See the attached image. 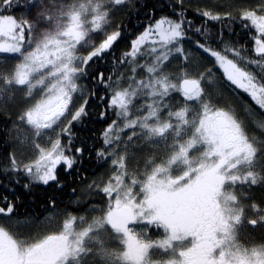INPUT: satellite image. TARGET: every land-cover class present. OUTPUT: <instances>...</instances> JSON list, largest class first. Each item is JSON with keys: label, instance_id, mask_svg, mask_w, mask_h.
<instances>
[{"label": "snow or ice", "instance_id": "1", "mask_svg": "<svg viewBox=\"0 0 264 264\" xmlns=\"http://www.w3.org/2000/svg\"><path fill=\"white\" fill-rule=\"evenodd\" d=\"M130 3L0 0L4 11L25 9L19 19L0 13V54L15 58L11 72L0 74V101L24 92L26 106L14 127L29 126L33 135L32 157L25 162L10 154L0 172L23 173L26 191L54 182L62 188L58 169L71 174L83 163L72 125L88 115L89 99L100 104L99 118L111 121L93 151L112 169L106 182L88 184L105 199L90 204L89 215L66 213L58 228L33 235L0 223V264H264V244L249 248L237 240L245 211L238 186L264 185V139L247 126L251 120L264 132V122L255 119L264 114V2L240 12L254 57L246 45L225 41L223 29L234 32L231 22L211 31L208 22L229 20L230 12L198 8L205 18L198 24L186 15L185 0H175L176 18H150L117 57L113 46L122 34L111 13ZM109 56V74L94 71ZM118 64L127 66V75L116 72ZM88 79L91 88L83 83ZM220 79L259 112L248 101L241 103L244 116L221 106ZM202 83L217 87L215 99ZM137 153L145 154L142 173L128 168ZM0 202V216L13 218V202L7 196ZM251 208L264 221V208ZM247 222L255 226L257 219Z\"/></svg>", "mask_w": 264, "mask_h": 264}, {"label": "trees", "instance_id": "2", "mask_svg": "<svg viewBox=\"0 0 264 264\" xmlns=\"http://www.w3.org/2000/svg\"><path fill=\"white\" fill-rule=\"evenodd\" d=\"M26 2V0H22ZM264 0H185L184 8L186 15L192 18L195 22L202 23L205 18L198 15L197 9L204 8L214 12H230L229 20L209 21L208 25L213 33L220 31L225 24L232 23L234 32L230 35L227 29L224 30V39L227 43L238 46L241 44V37L243 42L248 38L247 31L241 27L240 12L242 9H259V5ZM179 7L175 0H134L127 4L119 15V29L121 31V38L113 46L114 51L124 52L129 50L130 41L135 38L140 31L143 30L149 19H158L161 16H169L176 18V9ZM25 12L23 8L13 7L6 11L0 9L2 14H10L19 19ZM150 14L151 15L150 17ZM254 33V30H252ZM185 43V47H189ZM214 47L219 48L216 44ZM249 56L253 53L248 52ZM107 55V54H106ZM118 57V56H117ZM111 58V57H109ZM208 61H204L205 64ZM126 72H127V67ZM253 71L259 69L253 67ZM94 71H102L105 76L108 71L103 62L97 63L94 66ZM85 84L89 88L93 86V81L88 79ZM102 89L97 86V95ZM246 96L243 94V97ZM254 108L256 106L254 105ZM88 115L82 118L79 123H73L72 132L74 133V146L84 148L83 163L74 165L72 173L63 171V166L58 169V180L63 185L62 188L57 187L55 182L48 185H32L30 190H25L23 185L28 182V178L23 173L8 172L4 174L0 172V198L7 196L15 205L12 217L0 216V223L12 227L19 232H26L30 230L31 234H35V227H41V223L51 214H58L65 216L66 213L72 214H86V210L90 204L98 203L103 205L105 199L103 194L98 191H93L88 188V184L92 181L96 183L106 182L112 172L110 166L104 167L97 161L94 148L102 147L101 133L106 126L111 122L109 119L101 120L99 113L101 111L100 104L94 100L89 99V104L86 108ZM259 112V110L257 111ZM14 120L11 110L0 106V168L9 164L10 154H15V147L11 141L10 129ZM62 143H65L67 137H62ZM75 148H73V153ZM79 169V172L76 171ZM83 175L85 179L79 177ZM15 178L20 180V183L15 182ZM75 189V191H73ZM18 198V199H17ZM55 203L54 208L51 202ZM255 203L257 207L264 208V185L253 187L248 193V201L246 206L249 207L248 218L257 219V224L253 227H247L242 238L250 245L264 244V221L258 219V213L252 211L251 204ZM0 206H3L0 202ZM259 220V221H258ZM19 221V222H18ZM152 235L153 233H149Z\"/></svg>", "mask_w": 264, "mask_h": 264}, {"label": "rangeland", "instance_id": "3", "mask_svg": "<svg viewBox=\"0 0 264 264\" xmlns=\"http://www.w3.org/2000/svg\"><path fill=\"white\" fill-rule=\"evenodd\" d=\"M132 1H134V0H131V2ZM125 7H126V5L117 6L113 10V12L111 13L112 27L113 28H115L119 24V18H118V17H120L119 14L121 12H123V9ZM28 14H29V18H31V16L33 15V10L29 9ZM14 62H15L14 57L8 56V54H0V74H7V73L11 72V70L14 67ZM176 67H177V65H173V68H176ZM83 83H85V81H83ZM218 84H220L219 91L221 90V92L223 93V96L220 99L221 103L230 104L234 107L240 105V104L234 103L235 101H238V100L233 96V93L230 91H226V89L223 88L222 79H220L218 81ZM202 86L205 88L206 93H213V95H214L217 91V87L215 85L202 83ZM37 95H38V93L34 94V98ZM241 97L243 98V94H241ZM252 105H254V104H252ZM0 106L10 109L11 113L13 114L14 120L16 122H14L11 126L10 137H11V141L15 147V156L18 160H24L25 162H27V160L32 157V148H31V141L33 139L32 132H31L29 126H25L23 128L14 127V125L20 124V122L18 121L17 118L20 115L22 109L26 106V100H25L24 92L23 91H16L10 101H7V100L6 101H0ZM255 119L257 120L256 117H255ZM257 122L261 123L262 121L257 120ZM249 128L251 129L252 132H254L256 134L258 139H264V132H261L257 127L253 126L251 122H249ZM25 137H27V140L22 143L21 141H23ZM152 152H160V151H159V149H152ZM143 157L145 158V154H143ZM144 158H140L139 160L144 161L146 159V158L145 159ZM145 163H146V160H145L143 166L136 165L133 168H132L133 164L130 163L128 165V168L130 170H137L139 173H142L144 171V168H145ZM243 206H244V209H245V212L247 215L249 212V208H248L249 206L248 205L246 206V203H244ZM252 211H253V209H252ZM247 217H248V215H247ZM64 218H65V216H63V215L51 214L46 219L43 220V222L40 224L41 227H39V228L35 227L34 232L37 233L38 231H41V230L58 228V226L62 223ZM245 221L246 222L248 221V219L246 217L243 218V222H245ZM10 228H12V227L10 226ZM15 231H17V230H15ZM17 232H19V231H17ZM19 233H21V232H19ZM21 234L22 235H30L31 232L29 229H27L26 232H24V233L22 232ZM241 236H242V233H240V230L238 229L237 240L241 245H243L245 247H249V248L253 247V246H259V245H250V243L245 242ZM260 245H262V244H260Z\"/></svg>", "mask_w": 264, "mask_h": 264}, {"label": "flooded vegetation", "instance_id": "4", "mask_svg": "<svg viewBox=\"0 0 264 264\" xmlns=\"http://www.w3.org/2000/svg\"><path fill=\"white\" fill-rule=\"evenodd\" d=\"M241 44L242 45H246V47H247V50H248V52H250V53H253L252 52V47H253V41L248 37V38H246L245 40H244V42H243V37H241ZM115 52V51H114ZM121 54V52H118V51H116L115 52V55L116 56H119ZM254 54V53H253ZM110 57V56H109ZM118 63V62H117ZM207 63H209V61L207 62ZM103 64L106 66V69H107V71H108V74H109V71H110V69L112 68V60H111V58H108L106 61H104L103 62ZM174 65H177V67L179 66V63L177 62L176 64H174ZM210 66V65H209ZM125 67H127L126 65H119L118 64V66H117V68H116V72L117 73H120V72H124L125 73V75H127V72H126V68ZM173 71H175V68H173L172 69ZM192 75H195V73H191ZM113 78H115V76L113 77ZM219 86H220V84H219ZM226 91H230V90H228V89H226ZM220 92H221V90H220ZM231 92V91H230ZM178 99H182L181 97H179V94L178 93H176V94H174ZM234 96V95H233ZM213 97H214V99L216 98L215 97V94L213 95ZM235 97V96H234ZM242 101H248V103L250 104V105H252V104H254L252 101H251V99L246 95V96H244L243 98H242V100H238V101H235L234 103H237V104H240V105H238V106H235L236 108H235V110H236V112H237V114H238V116H244V112L242 111V109H241V103H242ZM218 103L221 105V106H228V105H230V104H224V103H221V101L219 100L218 101ZM179 105H177V107H178ZM254 107V105H252V108ZM257 111V110H256ZM256 118H257V120H260V121H262V122H264V114H260V115H258V116H256ZM247 119V118H246ZM110 120V119H109ZM249 122H251V120H248V123H247V126H248V128H249ZM249 130H250V132H252L251 131V129L249 128ZM152 151V150H151ZM159 151H162L161 149H159ZM140 158H144L143 157V153H137V155L136 156H130V158H129V160H128V165L131 163V164H133V166H132V168L134 167V166H136V165H139V166H143L144 165V162H145V160L143 161V160H139ZM256 186H259V185H255V186H252L251 188H249V187H247V186H238V187H242L243 189H244V192H245V195L244 196H240V200H241V203H242V205H244V203H247V201H248V193L250 192V190L253 188V187H256ZM238 195H239V193H237ZM248 214H249V212H248ZM247 214V215H248ZM247 215H246V212L244 211V215H243V217H242V224L240 225V226H238V229L240 230V233H244V231L246 230V228L247 227H249L250 226V224H248V222H243V218H247L248 220H250V219H252V218H248L247 217ZM250 227H253V225H251ZM240 235V234H239Z\"/></svg>", "mask_w": 264, "mask_h": 264}]
</instances>
